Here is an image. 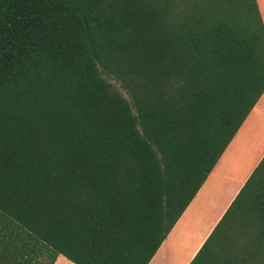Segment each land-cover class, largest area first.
<instances>
[{"label":"trees","instance_id":"16d2710c","mask_svg":"<svg viewBox=\"0 0 264 264\" xmlns=\"http://www.w3.org/2000/svg\"><path fill=\"white\" fill-rule=\"evenodd\" d=\"M263 93L256 0H0V264H148ZM189 264H264V157Z\"/></svg>","mask_w":264,"mask_h":264},{"label":"crops","instance_id":"0c3cea01","mask_svg":"<svg viewBox=\"0 0 264 264\" xmlns=\"http://www.w3.org/2000/svg\"><path fill=\"white\" fill-rule=\"evenodd\" d=\"M263 157L264 93L148 264H189ZM54 264L74 263L59 255Z\"/></svg>","mask_w":264,"mask_h":264}]
</instances>
